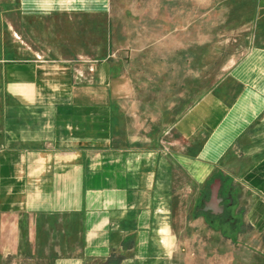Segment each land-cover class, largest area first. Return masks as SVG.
Wrapping results in <instances>:
<instances>
[{"label": "crops", "instance_id": "obj_1", "mask_svg": "<svg viewBox=\"0 0 264 264\" xmlns=\"http://www.w3.org/2000/svg\"><path fill=\"white\" fill-rule=\"evenodd\" d=\"M229 6L209 83L191 36L133 45L122 0H0V264H171L216 178L237 213L223 244L264 242V0Z\"/></svg>", "mask_w": 264, "mask_h": 264}, {"label": "rangeland", "instance_id": "obj_2", "mask_svg": "<svg viewBox=\"0 0 264 264\" xmlns=\"http://www.w3.org/2000/svg\"><path fill=\"white\" fill-rule=\"evenodd\" d=\"M122 2L128 3L129 10L126 12L114 11V17L126 21L129 25V34L145 36L141 42H135L133 45L138 44L145 48L149 46L147 53L152 55L153 50L150 47L153 44L146 42L147 40L161 38L162 41H166L169 40V36L184 37L189 35L193 38L192 60L191 63L188 61L187 65H192L194 72L200 70L201 67H209L208 81L212 83L215 80V72L219 63L222 62V56L231 50V44H233L234 31L232 26L226 24L225 20L235 18L234 11L222 9L227 4L228 8H231L229 5L233 3V0H122ZM229 23L231 24V22ZM206 35L209 36V46L201 45L200 42L201 36L204 38ZM216 43L220 44L218 45L219 50L215 48ZM182 44L184 45V43ZM165 45L169 47L168 42ZM164 51L165 57H162L166 59L164 61L167 62L172 59L177 62V72L180 71L182 69L180 62L173 59L174 54H169V51L176 52L177 59H180L184 56L180 52H184L185 49L168 48ZM145 61L146 64H144ZM145 61L143 64L146 65L147 71H151L152 59H145ZM141 77L139 76V80ZM180 78L185 79L186 82L189 80V75H165L162 76L161 82L167 86L169 80L174 82L175 79ZM193 78H196L195 75ZM141 81L148 82L151 79L143 77ZM147 84L145 86H148ZM163 93H161L162 97ZM164 97L167 98V93ZM166 136H168L167 133L163 134L159 140L162 152H167L170 146ZM220 189L228 202L226 206L228 219L225 223H221L204 212V222L200 218H194L191 227H189L192 229V233L176 236L177 246H174L171 252V264H264V242L261 240L254 239L251 242L253 246H243L242 243L241 246H237L238 242H236V246L232 243L231 246L223 244L224 238L233 237V224L236 221L234 215L237 216V213L234 214L233 212L235 205L229 196L228 188L220 183ZM185 198L175 195V200L172 203V221L177 225L174 226V229L175 227L179 228L182 223L187 221V218L184 219L183 216L184 213L186 215L189 213L191 206L188 202L185 203ZM206 199L207 194L201 201ZM202 202L199 203L198 207ZM197 215H200V212ZM218 232L220 233L219 236L217 235Z\"/></svg>", "mask_w": 264, "mask_h": 264}, {"label": "water", "instance_id": "obj_3", "mask_svg": "<svg viewBox=\"0 0 264 264\" xmlns=\"http://www.w3.org/2000/svg\"><path fill=\"white\" fill-rule=\"evenodd\" d=\"M209 195L206 200H204L202 211L207 209H212L213 214L221 213L223 205L220 204L222 197L219 195L220 180L218 178L213 179L208 185Z\"/></svg>", "mask_w": 264, "mask_h": 264}, {"label": "flooded vegetation", "instance_id": "obj_4", "mask_svg": "<svg viewBox=\"0 0 264 264\" xmlns=\"http://www.w3.org/2000/svg\"><path fill=\"white\" fill-rule=\"evenodd\" d=\"M208 195H209V189H208V192H207V198H208ZM219 195L222 197V200L220 201V204L223 205V209H222L221 213L213 214V210L212 209H207L206 211H203V212L208 214L210 217L214 218L218 222L225 223L226 219H228V214H227V211H226V209H227L226 206H227L228 202L226 200V196L221 192V189H219ZM203 203H204V201L199 206V208L201 210L203 208Z\"/></svg>", "mask_w": 264, "mask_h": 264}]
</instances>
